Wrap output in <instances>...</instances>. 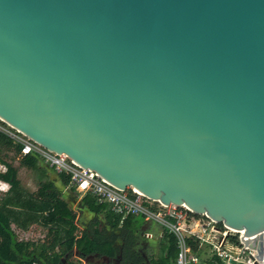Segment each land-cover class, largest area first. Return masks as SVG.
<instances>
[{
  "label": "water",
  "instance_id": "obj_1",
  "mask_svg": "<svg viewBox=\"0 0 264 264\" xmlns=\"http://www.w3.org/2000/svg\"><path fill=\"white\" fill-rule=\"evenodd\" d=\"M0 118L264 256V0H0Z\"/></svg>",
  "mask_w": 264,
  "mask_h": 264
},
{
  "label": "trees",
  "instance_id": "obj_2",
  "mask_svg": "<svg viewBox=\"0 0 264 264\" xmlns=\"http://www.w3.org/2000/svg\"><path fill=\"white\" fill-rule=\"evenodd\" d=\"M3 123V122H2ZM5 124V123H4ZM21 144H15L14 140L5 132L0 131V148L6 150L15 148L17 152ZM40 160L33 155H26L21 158L23 166L37 170L43 177H46V170L41 167ZM16 174L17 170L8 167L5 174L0 175L2 180L7 178V173ZM7 174V175H6ZM59 179L65 186L71 185V177L66 173H58ZM14 190V196L8 195L5 204L0 208V264H77L70 260L78 256V262L82 259L88 264H171V260L177 256V238L172 233L165 231L168 237L167 244L158 258L149 260L144 233L148 231L147 220L143 216L129 215L123 217L115 213L109 203H100L91 193L83 196L82 200L87 208L95 213L91 229H85L77 233L78 226L75 223L76 213L69 206L67 200L63 199L56 189L53 181L42 182L39 190L41 200L33 199V196L26 198L17 181L9 182ZM75 188V186H73ZM8 192V191H7ZM26 207L34 211L27 213L21 218L23 212L15 208ZM39 213L43 214L45 224L61 225L64 236L60 241L67 245L68 252L63 254L57 250L56 244H45L33 240H17L13 230L4 221L2 216L15 219L18 225L27 226L28 221L36 219ZM105 213V219L100 215ZM145 222V224H143ZM193 249L201 252L199 245L191 240ZM199 264H223L216 256L207 259Z\"/></svg>",
  "mask_w": 264,
  "mask_h": 264
},
{
  "label": "built area",
  "instance_id": "obj_3",
  "mask_svg": "<svg viewBox=\"0 0 264 264\" xmlns=\"http://www.w3.org/2000/svg\"><path fill=\"white\" fill-rule=\"evenodd\" d=\"M3 122V123H2ZM5 123V124H4ZM0 131L8 134L15 144H21L19 152L15 148L8 153L19 157L36 156L57 173H66L71 177V185L75 186L82 196L91 193L100 203H109L111 209L126 218L129 215L143 216L147 221H155L163 230L174 234L177 238V256L175 264H199L204 256L199 254L209 250L223 264H264V256L260 249L249 247L241 237L243 230L234 229L223 222H218L206 214H198L186 205H166L142 192L128 187L119 188L99 175L95 170L84 167L65 153L50 150L0 118ZM7 170L5 166L4 171ZM5 191H9L11 184ZM149 238L153 234L145 232ZM191 240L199 245L201 252H196Z\"/></svg>",
  "mask_w": 264,
  "mask_h": 264
},
{
  "label": "rangeland",
  "instance_id": "obj_4",
  "mask_svg": "<svg viewBox=\"0 0 264 264\" xmlns=\"http://www.w3.org/2000/svg\"><path fill=\"white\" fill-rule=\"evenodd\" d=\"M6 148L1 147L0 148V175L5 174V172L8 170V167H12L15 170H17L16 174H9L7 178L4 180L5 182H13L17 181L20 184L21 190L24 192V196L29 197L33 196V199L39 201L41 200V197L39 196V190L42 185V182L46 180L53 181L56 185L57 193L67 202L69 203V206L74 210L76 213L75 217V223L78 226L77 233L83 232L85 229H91V223L92 220L95 218V213L91 212L84 201L82 200L83 196L79 191H77L76 188L73 187V185L65 186L62 181L58 177V173L50 168L47 164L44 162H40V165L45 168L46 175L48 177H43L41 173L37 170L25 167L21 163V157L17 156L16 154H10L7 152ZM5 166L7 167V170L4 171ZM0 180L1 177H0ZM0 208L5 204V200L8 195L14 196L15 192L14 190H9L8 192L5 191L6 188L9 186L7 184H2V181L0 182ZM14 210H18L21 214V218H25L27 213L34 212L30 210L29 208L22 207V208H15ZM43 214L46 213H39L38 217L36 219H31L28 221L27 226H21L18 225L16 222H14L13 219H9L5 216H2L4 221L10 226L11 230H13L15 234V238L17 240H33L40 243L45 244H56L57 250L63 254H67L68 248L64 241H60V237L64 236V231L62 230L61 225L58 224H45L43 222ZM101 219H105V213H102L100 215ZM16 221V220H15ZM145 224V222H143ZM147 227H150L153 231H163V228L161 225L156 223L155 221H147L146 224ZM157 233V232H156ZM146 239H149L145 237ZM159 245H153L149 244L147 251H148V258H156L159 256ZM210 258V256H204V261L206 259ZM70 260H73L77 262V264H80L78 262V256H74L70 258ZM100 264V262H97ZM82 264H88L86 261H82Z\"/></svg>",
  "mask_w": 264,
  "mask_h": 264
},
{
  "label": "crops",
  "instance_id": "obj_5",
  "mask_svg": "<svg viewBox=\"0 0 264 264\" xmlns=\"http://www.w3.org/2000/svg\"><path fill=\"white\" fill-rule=\"evenodd\" d=\"M42 167V166H41ZM51 168V167H50ZM45 169V168H44ZM46 177H48L46 175ZM1 186V185H0ZM148 231L146 232H151L153 234L152 237H149V239H146V247L148 248L149 244H153V245H159V254L163 251V247L165 244H167V241H168V237H167V234L165 233V230L163 231H153L151 230L150 227H148ZM157 232V233H156ZM148 253V252H147ZM199 256H212V253L207 249L205 251L202 250V252L199 254ZM148 257V256H147ZM159 257V256H158ZM156 257V258H158ZM152 259V258H151ZM210 259V258H208ZM150 260V258H149ZM207 260V259H206ZM205 260V261H206ZM82 261H87L85 259H82ZM204 261V260H203ZM176 263V256H175V259L171 260V264H175Z\"/></svg>",
  "mask_w": 264,
  "mask_h": 264
},
{
  "label": "bare ground",
  "instance_id": "obj_6",
  "mask_svg": "<svg viewBox=\"0 0 264 264\" xmlns=\"http://www.w3.org/2000/svg\"><path fill=\"white\" fill-rule=\"evenodd\" d=\"M1 187V186H0ZM235 229V228H234Z\"/></svg>",
  "mask_w": 264,
  "mask_h": 264
}]
</instances>
